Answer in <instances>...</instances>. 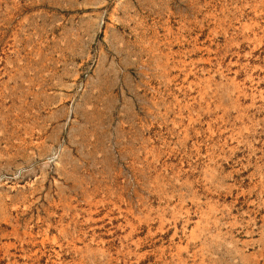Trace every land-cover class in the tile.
<instances>
[{"label": "rangeland", "instance_id": "obj_1", "mask_svg": "<svg viewBox=\"0 0 264 264\" xmlns=\"http://www.w3.org/2000/svg\"><path fill=\"white\" fill-rule=\"evenodd\" d=\"M0 264H264V0H0Z\"/></svg>", "mask_w": 264, "mask_h": 264}]
</instances>
